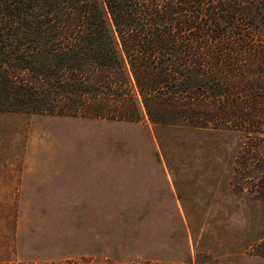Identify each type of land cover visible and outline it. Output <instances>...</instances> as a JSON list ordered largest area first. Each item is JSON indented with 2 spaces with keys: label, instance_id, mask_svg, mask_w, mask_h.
I'll return each instance as SVG.
<instances>
[{
  "label": "rangeland",
  "instance_id": "1",
  "mask_svg": "<svg viewBox=\"0 0 264 264\" xmlns=\"http://www.w3.org/2000/svg\"><path fill=\"white\" fill-rule=\"evenodd\" d=\"M240 139L0 111V264H264Z\"/></svg>",
  "mask_w": 264,
  "mask_h": 264
},
{
  "label": "trees",
  "instance_id": "2",
  "mask_svg": "<svg viewBox=\"0 0 264 264\" xmlns=\"http://www.w3.org/2000/svg\"><path fill=\"white\" fill-rule=\"evenodd\" d=\"M0 111L237 133L264 201V0H0Z\"/></svg>",
  "mask_w": 264,
  "mask_h": 264
}]
</instances>
